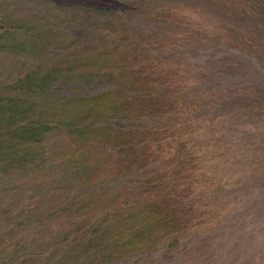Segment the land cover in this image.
<instances>
[{
    "label": "rangeland",
    "instance_id": "374dc122",
    "mask_svg": "<svg viewBox=\"0 0 264 264\" xmlns=\"http://www.w3.org/2000/svg\"><path fill=\"white\" fill-rule=\"evenodd\" d=\"M0 94L52 126L24 166L0 143V264H264V0H0ZM93 206L173 227L90 245Z\"/></svg>",
    "mask_w": 264,
    "mask_h": 264
},
{
    "label": "trees",
    "instance_id": "16d2710c",
    "mask_svg": "<svg viewBox=\"0 0 264 264\" xmlns=\"http://www.w3.org/2000/svg\"><path fill=\"white\" fill-rule=\"evenodd\" d=\"M120 98L124 99L119 94L106 93L75 105L78 108L75 112H83L82 115L92 117L101 115L100 113L105 115L113 109L114 104ZM69 105L73 107L71 103ZM37 108L38 106L30 102L29 98L0 94V143L3 144L1 151L4 157L9 158V161L18 162L21 166L28 164L27 160L32 156L30 153L32 154L33 147L39 145L48 133L47 131L52 129V126L44 121L45 113L37 111ZM89 126H91L90 123L80 125L74 131L79 135L80 133L89 135V132L85 133L90 129ZM101 131L97 134L96 132L91 133L93 138H87L88 141L101 144L105 142L109 146H115L116 141L121 139L122 136L128 135L120 129H103ZM107 138L109 141L106 140ZM1 151L0 158L3 157ZM33 160L34 158L31 162ZM99 199L100 197H97V200ZM81 202L77 200L75 203V205H80V209L84 208ZM94 209L95 206L91 207L87 214L94 215ZM105 212L102 213L101 217L92 216V222L87 225L89 229L86 230L85 236L89 238L86 241H89L90 245H94L98 239H102L103 242H106L105 244H109L111 240H116L117 243L127 241L126 248L128 246H133L134 249L137 247H151L159 243V233L168 232L173 227L170 215L166 213L164 220L160 222L156 219L154 211L149 208L123 210L119 207ZM29 218L27 217V219ZM10 228L12 231L14 230L12 225ZM157 230L158 233L155 234ZM75 247L73 248L76 250V254L71 257L72 259L79 258V251ZM133 250L131 249V251ZM83 251H86V249H83ZM117 252L115 256L120 251ZM112 256L113 253L109 255L110 258Z\"/></svg>",
    "mask_w": 264,
    "mask_h": 264
}]
</instances>
